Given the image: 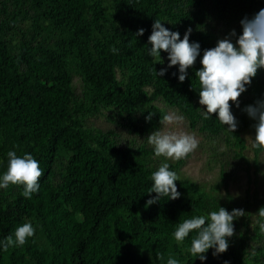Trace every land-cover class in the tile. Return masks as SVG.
<instances>
[{
    "label": "trees",
    "instance_id": "16d2710c",
    "mask_svg": "<svg viewBox=\"0 0 264 264\" xmlns=\"http://www.w3.org/2000/svg\"><path fill=\"white\" fill-rule=\"evenodd\" d=\"M12 1L16 4L24 0ZM30 1L55 27L67 32L68 40L59 43V47L73 49L83 83L93 93L91 102L111 105L122 115L128 132L139 136L147 132L137 113L146 117L151 113L149 122L159 123L164 114L154 102L160 100L188 115L191 126L195 122L200 133L229 134L234 141L233 155L244 161L245 172L252 168V182L256 181V161L250 163L243 157L245 143L240 132L247 130L251 134L254 157L264 149L253 147L256 121L244 111L247 106L264 101V69H259L251 84L245 86L246 91L238 98L239 107L230 101L238 122L234 133L227 131L228 126L219 121L218 113L207 120L203 118L206 108L199 103L201 88L195 72L202 67L203 52L217 44L202 29L215 21L225 36L235 30L238 37L242 34L240 22L264 9V0H112V19L100 11L98 4L89 5V0ZM86 12L90 13L87 24L83 20ZM157 19L168 30L179 32L180 37L191 28L190 43L200 45L201 54L182 83L178 79L179 66L168 68L170 61L164 51L155 66H138L134 62L151 49L148 38ZM88 25H99L96 29L107 25L108 33L103 39L88 42ZM140 29L144 30L142 36L137 35ZM36 50L41 58L35 59L34 49L27 45H22L13 56L0 40V127L13 122L26 129L27 134L21 136L27 142L25 153L31 154L43 171L39 190L30 199L24 197V186L19 185L20 192L11 201L6 204L0 201V242L14 235L24 219H35L41 224L51 250L43 251L31 237L23 246H13L7 251L0 246V264H146L144 257L139 260L134 254L121 253L118 245L123 242L148 253L151 264H159L158 256L164 253L165 241L159 236L186 219L202 215V199L170 200L162 196L158 203L146 207V202L156 196V193L149 195V189L154 184L152 173L158 169L131 163L124 156H146L154 151L126 147L120 150L122 159L111 163L100 152L91 150L85 136L73 127L72 114L67 110L71 78L64 71L63 55L40 47ZM125 60H133L135 65L121 86L116 69ZM165 68L166 74L159 77L155 70ZM99 146L111 149L107 144ZM59 148L71 155L59 187L53 189L48 182ZM169 166L172 171L173 166ZM4 172L0 166V173ZM220 182L226 191L225 181ZM176 187L183 194L192 189V184L181 179ZM262 207L263 194L246 191L243 208L246 219L235 246L231 247L227 238L229 247L225 253L214 256V249H209L203 262L192 256L183 264H264V249L250 253L246 243L249 217L254 215L255 234L259 230L257 224L264 222V217L258 215ZM139 208L143 210L144 221L137 216ZM73 211L80 214L79 222L73 220ZM195 234L192 232L183 240L189 250Z\"/></svg>",
    "mask_w": 264,
    "mask_h": 264
},
{
    "label": "rangeland",
    "instance_id": "374dc122",
    "mask_svg": "<svg viewBox=\"0 0 264 264\" xmlns=\"http://www.w3.org/2000/svg\"><path fill=\"white\" fill-rule=\"evenodd\" d=\"M98 4L100 11L108 18L113 17L112 0H89V5ZM90 13L86 12L83 16L84 22L87 24ZM99 26V25H97ZM97 26L88 25L87 41L103 39L107 35V25L96 29ZM202 32L208 35L217 43L218 40L226 37L215 21L208 24L202 29ZM182 40L183 37H180ZM0 40L5 44L11 55H16L22 45H27L34 49L33 57L41 58V54L36 47L46 50H54L63 55L64 71L70 76L71 83L68 88L67 110L72 114L73 127L77 128L85 136L86 144L91 150L100 152L108 158L111 163H115L122 159L120 150L126 147L144 148L154 151L153 147L148 144L147 137L158 129L185 131L195 133L199 140L197 149L190 153L186 158L174 160L165 157H156L154 152L146 156L135 154L125 155L124 159L134 164H140L150 169H158L162 163H168L173 166L174 172L179 176V180H186L192 184V189L180 194V197L197 198L203 201L204 210L202 215L207 216L212 211H218L219 207L225 208L229 213L234 209H242L246 202V191L250 194L253 191L259 192L264 196V149L255 157L252 152L251 134L247 131H241L240 136L244 140L245 149L243 157L246 161L252 163L255 159L258 169L256 181L252 182V168L249 172L244 171V161L239 159L233 152L234 141L229 134L225 135H206L197 130V125L191 126L192 119L183 114L177 108L167 106L162 101H155L154 104L163 112L164 115L169 112H175L184 117V121L179 125L163 126L161 123L151 124L146 116L137 113L136 117L147 128L144 135H136L125 129L122 115L107 103H92V91L83 83V78L77 68V61L72 48H60L59 43L68 40V34L64 29L55 27L40 10H38L30 0L19 1L15 4L12 0H0ZM146 50L139 59L134 60L136 65L155 66L159 63V58H153L148 55ZM133 60H125L119 68L116 69V77L123 86L127 76L133 72L135 64ZM20 72H23L20 68ZM27 131L22 125H15L13 122L4 127H0V166L5 170L8 167L7 153L15 151L18 156L25 153L27 142L22 140L21 136L26 135ZM100 143L110 146V150H106L99 146ZM71 152L59 148L53 168L52 175L48 185L57 189L64 175V168ZM249 173V179H248ZM3 174L0 173V176ZM223 179L227 185L224 191L221 185ZM20 192L19 185H9L7 188H0V201L3 204L11 201L16 194ZM137 216L144 221L142 208L137 209ZM75 222L81 220L78 212H72ZM245 216L234 219V235L230 238V246L233 247L238 239L242 236V224ZM254 215L249 217L247 222V249L252 252H260L264 249V230L258 223V233L255 234L254 227L256 225ZM24 223H31L35 229L32 237L35 243L43 250L49 251L51 247L46 238L41 224L33 219H24ZM177 228L170 229L164 235H160V239H165L163 243L164 253L159 254V264H167L169 257L175 258L179 264H183L186 259L192 257L188 246L185 242L177 241L174 232ZM119 251L125 254H134L137 259L144 257L146 264H151L150 255L137 247L126 242L118 245ZM140 260V259H139ZM145 262V261H144ZM246 264H250L247 262Z\"/></svg>",
    "mask_w": 264,
    "mask_h": 264
},
{
    "label": "clouds",
    "instance_id": "9594fccd",
    "mask_svg": "<svg viewBox=\"0 0 264 264\" xmlns=\"http://www.w3.org/2000/svg\"><path fill=\"white\" fill-rule=\"evenodd\" d=\"M240 23L242 34L237 37L233 30L218 40L215 47L206 49L200 61L202 67L195 72L201 88L199 103L206 108V111L202 112L203 118L207 120L212 114L218 113L219 121L227 125V131L231 133L237 130L238 122L232 114L230 101L239 107L238 98L246 91L245 86L251 84L259 69H264V9L251 18L245 17ZM191 31V28L187 29L181 40L179 32L168 30L164 23L157 19L148 38L151 44L148 55L160 58L161 51L168 53L167 58L170 61L168 68L179 66L178 79L181 83L187 77V70L195 64L201 54L199 43L189 41ZM143 34V29L137 33L138 36ZM155 72L159 77H163L167 69ZM244 111L256 121L253 147L264 148V101L249 105ZM151 118L150 113L147 119ZM183 121L182 115L169 112L163 116L160 123L163 126H170L182 124ZM147 142L153 147L156 157L174 160L186 158L199 145L195 133L162 129L153 131L147 137ZM7 157L8 167L0 176V188H7L10 184L23 185V195L30 199L33 193L38 192L39 179L43 175L39 162L31 154L18 156L15 151H9ZM169 167L168 163H162L158 170L152 173L151 179L154 184L149 189V195L156 193V196L146 202V207L158 203L162 196L169 197L170 200L180 197L176 187L179 176L176 172L170 171ZM244 215L242 209H234L229 213L225 208L219 207L218 211H212L207 216H193L184 220L175 230L174 237L182 242L190 233L195 232L190 252L203 262L209 249H214V256L228 250L227 238L234 235L233 221ZM258 215L264 217V207L258 210ZM261 229L264 230V224L261 225ZM34 233L32 224L24 223L15 229L14 235H9L0 242V246L4 251L13 246H23ZM167 264H179V261L169 257Z\"/></svg>",
    "mask_w": 264,
    "mask_h": 264
}]
</instances>
